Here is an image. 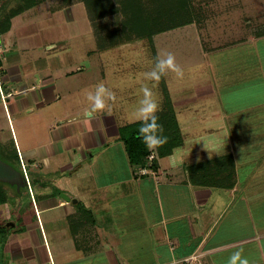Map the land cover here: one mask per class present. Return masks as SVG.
<instances>
[{"label": "crops", "instance_id": "1", "mask_svg": "<svg viewBox=\"0 0 264 264\" xmlns=\"http://www.w3.org/2000/svg\"><path fill=\"white\" fill-rule=\"evenodd\" d=\"M73 5L63 7L74 37ZM256 37L227 46L201 38L195 59L175 58L192 79L169 72L165 84L193 110L184 122L174 109L191 136L141 176L119 140V129L137 121L121 123L112 107L92 110L86 99L97 50L77 60L52 37L18 51L0 36L9 94L0 133L12 142L0 134V151L17 153L30 186L14 223L11 211L0 213V264H228L242 250L249 264H264V34ZM227 155L231 189L195 183L216 181L213 165L206 174L189 168Z\"/></svg>", "mask_w": 264, "mask_h": 264}, {"label": "rangeland", "instance_id": "2", "mask_svg": "<svg viewBox=\"0 0 264 264\" xmlns=\"http://www.w3.org/2000/svg\"><path fill=\"white\" fill-rule=\"evenodd\" d=\"M46 1V3L38 4L11 19L12 30L8 36L1 35L2 41H4L5 37H10V43L8 44L11 46L12 44L15 45L16 50L21 51L23 50V44L36 49L43 48L46 41L52 37L56 43L64 44L63 46L57 45L58 49L62 48L63 50L74 51V58H78L77 60L84 59V53L87 49L97 50L98 52L91 59V67L93 68L95 65L92 76H94V80L96 79V85L103 83L114 94V98L110 100L111 104L107 100L108 107L105 110H110V107H112L113 112L119 113L121 123L136 121L131 114L132 109L140 99L139 89L142 83H147L142 80V74L151 70L157 57H162L170 52L174 54L175 58L181 56V59H185V63L189 58L191 61L192 57L195 59L198 56V54H195V48L197 46V50L199 51L201 38L203 42H209L211 45L213 40L215 44L227 46L249 40L251 37L252 39L257 38V34H264V0H192L191 4L194 7L195 21L197 22L191 26L152 36H136L137 38H134V33L130 34V36L127 35L128 31L125 30L123 32L125 36L120 31L119 36L109 37V34L103 35L102 40L96 36L97 34L94 29L92 31L91 24L90 27L88 26L90 22L83 2H70V4H74L73 19L77 27L81 29L73 37L66 25L68 19L64 13L63 6H67V2L61 0ZM21 2L22 0H2L0 9H8L11 6L21 4ZM96 12L95 10L91 12L93 14L91 18L95 17ZM113 15H106L99 19L101 23L106 24V28L104 29L110 31L109 33H114L127 21V18H124L126 15H117V13ZM93 21L97 22L95 19ZM139 24L142 25L141 22ZM127 36L133 39L131 41L122 40V38L126 39ZM18 39H21V43ZM112 39H115V45H112ZM3 46L4 44L0 41V47ZM11 46L8 49L10 51L15 50ZM188 47H191V55L184 54V51ZM260 48L262 49L261 46ZM195 74L197 75L199 72ZM191 75L186 73L182 80L185 79L187 82L188 78L192 79ZM165 78L166 76H162L161 80L155 83L153 89L160 101V112L165 110L167 99L172 108L178 110L180 115L184 117L185 122L189 116H192L193 110L180 107L183 104L176 102L175 98L177 97L172 94L173 90L172 92L168 90ZM1 84L4 83L1 82ZM4 86L1 88L3 93L6 91L3 89ZM164 88L166 89L165 91ZM6 105V101L0 100V118L4 116L3 109L7 110ZM128 130L125 129L124 132H128ZM180 132L184 144L185 139L187 138L188 140L191 135L185 137L184 134L186 132L183 129H180ZM2 134L6 136L5 138L11 146L12 142H9L8 130H4ZM263 152L259 151L258 153L262 154ZM0 158L4 160V156L1 153ZM2 189L8 195V201L7 206H0V213L11 211L13 214L11 213L12 219L10 223H14V210L25 208L28 191L23 189L20 194H16L11 187L2 186ZM240 252L242 254L243 250Z\"/></svg>", "mask_w": 264, "mask_h": 264}, {"label": "trees", "instance_id": "3", "mask_svg": "<svg viewBox=\"0 0 264 264\" xmlns=\"http://www.w3.org/2000/svg\"><path fill=\"white\" fill-rule=\"evenodd\" d=\"M46 0H22L21 4L11 6L8 9H0V36L8 32L11 27V19L18 16L22 12L33 8L39 3ZM67 2V5L71 1L83 2L87 9L88 19L91 22L93 29L98 35L106 28V24L99 21L104 16H114V13L121 14L124 18H127L126 23L124 22L120 29L114 31V33H108L110 36H119V32L122 34L125 30L128 31L127 35L134 33L140 37L142 35L152 36L162 32L171 31L181 27H185L196 23L195 11L191 4L192 0H63ZM97 11L94 18H91L93 14L91 12ZM93 19L97 20L94 22ZM142 23L140 25L139 23ZM99 23L101 24L99 26ZM139 25V26H138ZM141 28V29H140ZM137 32V33H136ZM107 34V35H108ZM137 34V35H136ZM263 35V34H261ZM125 36V34H124ZM121 36V37H124ZM101 37V35H100ZM133 38L126 39L124 41H131ZM115 45V39L111 40ZM166 89L164 88V91ZM159 123L162 124L164 129V135L167 136V143L159 148V155L157 158L169 156L172 152L183 145V138L180 132L176 114L170 102L166 99L165 110L158 113ZM139 122L124 126L119 129V140L122 141L130 165L137 168H152L154 162L148 165L147 158L149 151L140 139L139 133ZM125 129H129L128 132H124ZM1 154L3 152L0 151ZM4 156V160L16 166L20 171L19 159L16 152L7 153ZM213 165L209 171L213 172L216 181L209 182L207 177L205 181H197L196 184H201L205 187H219L224 189H231L234 186V162L230 155L216 159L207 163H200L189 168V172L203 171L206 174V167ZM8 195L0 187V205L7 204Z\"/></svg>", "mask_w": 264, "mask_h": 264}, {"label": "clouds", "instance_id": "4", "mask_svg": "<svg viewBox=\"0 0 264 264\" xmlns=\"http://www.w3.org/2000/svg\"><path fill=\"white\" fill-rule=\"evenodd\" d=\"M169 72L173 73L177 80L183 79L185 75L184 70L176 63L174 54L170 52L157 58L151 70L142 74V80L147 83H142L139 89L140 99L131 113L139 122L140 139L152 158L159 155V148L168 140L164 135L162 124L159 123L158 113L161 111V105L153 89L155 83ZM112 98L114 94L103 83L95 85L93 90L86 92V99L92 110H104L108 107L107 100ZM228 264H249V261L237 251L229 258Z\"/></svg>", "mask_w": 264, "mask_h": 264}, {"label": "water", "instance_id": "5", "mask_svg": "<svg viewBox=\"0 0 264 264\" xmlns=\"http://www.w3.org/2000/svg\"><path fill=\"white\" fill-rule=\"evenodd\" d=\"M2 0H0L1 3ZM3 91H0L2 94ZM4 96L9 95L7 91L3 93ZM11 187L14 193L20 194L23 189L29 190L28 181L24 171H21L11 163L0 158V187ZM68 200L67 198H65Z\"/></svg>", "mask_w": 264, "mask_h": 264}, {"label": "built area", "instance_id": "6", "mask_svg": "<svg viewBox=\"0 0 264 264\" xmlns=\"http://www.w3.org/2000/svg\"><path fill=\"white\" fill-rule=\"evenodd\" d=\"M8 97H9V95L4 96L3 94H1V101H6V99ZM153 160H154V158H152L149 154V156L147 158L148 163L150 164ZM148 169H149L148 167L140 168V169H138V174L141 176L146 175V174H148ZM22 170L24 171L23 168H22Z\"/></svg>", "mask_w": 264, "mask_h": 264}, {"label": "flooded vegetation", "instance_id": "7", "mask_svg": "<svg viewBox=\"0 0 264 264\" xmlns=\"http://www.w3.org/2000/svg\"><path fill=\"white\" fill-rule=\"evenodd\" d=\"M0 91L2 92V90H1V84H0ZM3 94V93H2ZM0 100H1V94H0Z\"/></svg>", "mask_w": 264, "mask_h": 264}]
</instances>
